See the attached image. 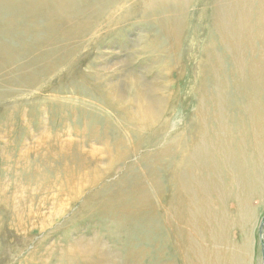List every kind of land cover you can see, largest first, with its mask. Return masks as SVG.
I'll list each match as a JSON object with an SVG mask.
<instances>
[{"label":"rangeland","instance_id":"1","mask_svg":"<svg viewBox=\"0 0 264 264\" xmlns=\"http://www.w3.org/2000/svg\"><path fill=\"white\" fill-rule=\"evenodd\" d=\"M33 1H0V264H186L180 217L198 210L200 260L221 223L264 264V181L237 192L223 173L226 197L205 209L179 181L202 125L223 120L250 175L264 159V90L258 136L235 90L248 62L264 71L263 40L249 50L240 18L256 26V2L77 0L89 15L63 30Z\"/></svg>","mask_w":264,"mask_h":264},{"label":"bare ground","instance_id":"2","mask_svg":"<svg viewBox=\"0 0 264 264\" xmlns=\"http://www.w3.org/2000/svg\"><path fill=\"white\" fill-rule=\"evenodd\" d=\"M5 1L14 3L16 0ZM103 1L104 0L98 1L97 5H105L106 2ZM253 1L256 2V20L258 24L255 26L250 14H242V16H240L244 21L242 29L244 34H246L244 39L245 46H247L249 50L254 47L255 41L261 38L264 47V0H245L244 7L247 6L249 11L252 10L254 7L252 4ZM33 3L34 4L30 6V12L42 13L47 17L56 16L57 20H55V22L61 24L59 29L63 30H69L74 26L81 29L78 26L82 22L83 17L86 13H88L86 15H89V12L83 11V7L77 0H34ZM57 38V36L54 37V40ZM262 62V60H252L248 62L247 79L241 86L237 82L235 84V90L242 95V101L240 103L241 111H245L246 114H248L252 123V128L257 136L258 131L261 130L258 125L261 122L259 120L262 118L258 96L260 90H264V71ZM4 65V61H1L0 67L2 68ZM233 74H236L235 71ZM235 95L237 94L235 93ZM221 118L223 119V116H221ZM201 127V140L199 143L197 142V144L194 143L188 146L186 150H189H185L186 152L182 155L179 165L180 195L184 197L183 199L190 197L188 206L190 205L189 202L196 204L195 201H192L193 197H201L200 202L198 201V208L201 207L202 209L208 206L210 207L206 197H211L212 194H219L221 197H218V200L223 198L222 196L226 197L223 190L221 191V176L223 173L227 176L229 186L231 188L237 187V192H239L241 188L247 190L253 187L252 183L256 181L258 183L264 181V159L263 161L258 160V163L255 162V164H253L255 176H252L249 174V167L246 170L243 162L239 159V157L242 159V154L240 153L238 157L234 152L229 151L230 135L223 120L221 123L219 122L218 129L216 128L214 132L210 134H208L204 125ZM214 137H216L215 140L213 139ZM255 152H257V149ZM206 172L208 175L212 174L210 179L205 177ZM198 211L195 213H187L188 216L186 215V218L180 217L181 222L183 220L188 221V226L179 224L178 241L185 235L189 242L188 252L193 255V258H188L186 260V264H207L205 257L200 260V256L203 255V250L209 246L208 242L206 240H204V242L201 241L200 237L203 230H205L203 220L206 219V216L200 217ZM213 215L215 217L218 216L217 213ZM199 218L200 221H202L201 223H199ZM216 228H218V230H214L210 242V246L213 248V260L210 264H221L218 262V255L220 250L223 249L226 253V264H249L250 260L248 259V252H246V248L249 247L244 246L243 252L242 248L238 251V245L241 244H232L229 239L224 238V233L226 231L225 227L219 223ZM201 230L202 232L200 233ZM198 250L200 251L199 253L197 252Z\"/></svg>","mask_w":264,"mask_h":264}]
</instances>
